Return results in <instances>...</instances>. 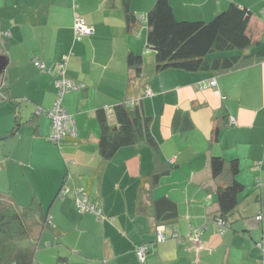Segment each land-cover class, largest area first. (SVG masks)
I'll list each match as a JSON object with an SVG mask.
<instances>
[{"label":"crops","instance_id":"crops-1","mask_svg":"<svg viewBox=\"0 0 264 264\" xmlns=\"http://www.w3.org/2000/svg\"><path fill=\"white\" fill-rule=\"evenodd\" d=\"M153 2L127 0L136 16L128 24L123 0H0V54L7 59L0 73V194L18 205L36 198L50 222L30 264H258L264 257V54L215 74L156 70L141 18ZM230 2L251 11L247 31L256 42L246 52L262 49L264 0H170L175 18L188 20L208 19ZM77 15L93 27L79 38ZM129 52L142 57L139 75ZM63 54L80 86L62 95L76 135L58 145L49 139L45 110ZM34 57L51 71L36 67ZM213 74L215 82L203 87ZM130 98L150 115L153 143L124 145L102 160L96 111L113 124L114 105ZM220 106L234 123L223 122L213 135ZM211 155L235 159L242 184L222 232L214 223L217 189L230 173L226 167L213 177ZM62 181L83 186L108 218L77 211L72 190L56 195ZM160 197L175 202L176 217L160 222L166 238L157 241ZM198 227L199 246L187 236ZM140 244L147 245L144 260Z\"/></svg>","mask_w":264,"mask_h":264},{"label":"trees","instance_id":"trees-1","mask_svg":"<svg viewBox=\"0 0 264 264\" xmlns=\"http://www.w3.org/2000/svg\"><path fill=\"white\" fill-rule=\"evenodd\" d=\"M123 5L126 20L130 24L136 20V16L127 8V0H123ZM250 15L248 7L230 2L208 19H176L170 0H154L143 18L147 25V46L154 51L155 69L175 67L208 70L215 74L249 62L252 54L263 55L264 47L257 52H246L256 42L247 31ZM228 50L229 53H219ZM127 62L135 75H139L141 55L129 52ZM214 74L210 77L215 78ZM113 110L116 120L113 124L107 121L103 109L96 111L100 128L97 150L102 160L110 158L121 146L140 141L153 143L150 115L143 112L136 98L115 104ZM215 115L218 121L213 128V135L219 125L227 121L226 108L220 106L215 110ZM227 123H231L230 117ZM209 166L212 176L216 178L228 167L230 180L217 189L215 216L227 220L237 203V193L242 188L241 182L235 178L238 166L235 159L226 160L220 155H211ZM158 174L154 172L152 180ZM158 201V209L162 211L156 213L157 223L174 219L175 202L164 197ZM48 225V215L42 211L36 198L18 205L0 194V264H30L38 246L40 232Z\"/></svg>","mask_w":264,"mask_h":264},{"label":"built area","instance_id":"built-area-1","mask_svg":"<svg viewBox=\"0 0 264 264\" xmlns=\"http://www.w3.org/2000/svg\"><path fill=\"white\" fill-rule=\"evenodd\" d=\"M141 18H143V15H141ZM73 29L76 37H81L82 35H85L93 30V27L86 23L84 18L77 15L74 17L73 21ZM66 58L67 54H63L61 59L55 62V69L53 71L54 75V98L52 101V104L49 108L45 110V113L49 116L51 119L52 129L49 134V139L58 145H60L63 141V139L69 135V136H75L76 135V129L73 124L72 115L68 113L65 108L62 106L61 98L64 92L69 91L71 89H76L80 86V83L75 82L66 71ZM33 64L38 67L40 70H48L51 71V67L46 68L44 63L37 57H34L32 59ZM215 82L214 77H210L207 79V81L204 83L203 87H206L208 85H211ZM146 94L150 92V90L147 88L145 90ZM37 112H40L41 109H36ZM230 122L234 123V118L230 117ZM70 175L66 176V179H68ZM69 190L73 191V200L74 205L77 211L84 212L89 211L93 212L97 215L98 219H106L108 218L104 213L101 211V207L99 204L90 196V194L87 192V190L83 186H73L69 187L68 185H65V183L62 184L59 192L57 195L64 196L66 192ZM261 215H257L256 218H260ZM214 223L217 225V228L220 232L224 231L228 226L229 223L227 220L219 217L214 218ZM202 228H194L191 229L190 232H188L187 236L191 238L196 245L199 246V238L198 234L199 231ZM155 234H156V240L162 241L166 238L164 232H163V224L162 223H156L154 226ZM172 236L176 239H179L178 233L173 231ZM147 249L146 244H140L136 247V253L140 260H144L145 258V252ZM264 263V257L260 259L259 264Z\"/></svg>","mask_w":264,"mask_h":264},{"label":"water","instance_id":"water-1","mask_svg":"<svg viewBox=\"0 0 264 264\" xmlns=\"http://www.w3.org/2000/svg\"><path fill=\"white\" fill-rule=\"evenodd\" d=\"M6 62H7L6 57L4 55L0 54V73L2 72Z\"/></svg>","mask_w":264,"mask_h":264},{"label":"rangeland","instance_id":"rangeland-1","mask_svg":"<svg viewBox=\"0 0 264 264\" xmlns=\"http://www.w3.org/2000/svg\"><path fill=\"white\" fill-rule=\"evenodd\" d=\"M226 52H228V53H229V52H230V50H228V51H225V52H219V53L221 54V53H226Z\"/></svg>","mask_w":264,"mask_h":264}]
</instances>
